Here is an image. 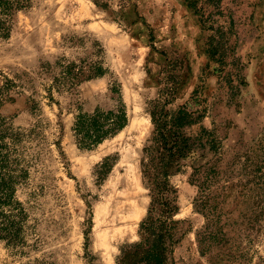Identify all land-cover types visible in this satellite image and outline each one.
<instances>
[{"label": "rangeland", "instance_id": "1", "mask_svg": "<svg viewBox=\"0 0 264 264\" xmlns=\"http://www.w3.org/2000/svg\"><path fill=\"white\" fill-rule=\"evenodd\" d=\"M99 1L107 7L92 0H31L11 35L0 38V122L23 134L19 159L28 172L16 192L27 212L24 243L0 239V264H116L120 248L137 240L149 204L140 171L153 132L147 103L158 95L167 58L175 56H186L191 72L169 108L198 89L207 108L203 124L222 139L219 154L209 155L212 165L218 160V211L230 214L237 234L249 226L246 218L264 215V0L220 2V24L232 28L226 71L238 74L235 89L210 62L205 50L211 32L202 29L187 0ZM96 61L103 76L63 85L62 66L87 68ZM117 84L128 126L94 150H80L76 116L112 108ZM107 157H116V166L98 183L96 167ZM192 172L186 168L172 179L179 190L177 219L188 229L175 260L212 264L196 240L205 218L195 206L200 192L190 182ZM261 218L253 224L259 235L243 243L250 264H264Z\"/></svg>", "mask_w": 264, "mask_h": 264}, {"label": "trees", "instance_id": "2", "mask_svg": "<svg viewBox=\"0 0 264 264\" xmlns=\"http://www.w3.org/2000/svg\"><path fill=\"white\" fill-rule=\"evenodd\" d=\"M92 1L97 7H107V4L99 0ZM220 2L221 0H187V5L198 17L202 29L211 32L205 52L210 62L216 64L215 71L219 72L225 85L235 89L238 74L226 71L233 57V54H229L232 28L225 30L220 24V19L224 16ZM31 4V0H0V38L11 35L17 14L30 8ZM61 70L62 83H68L70 88L105 74L99 61L87 68L71 63L62 66ZM190 72L186 56L167 58V64L158 79V95L147 103L153 132L143 148L140 171L149 204L139 223L137 240L120 248L116 264H176V247L188 233V229L183 221L177 219L180 211L179 190L172 179L186 168L193 170L189 179L199 187L200 192L195 206L205 218V224L196 234L201 255L212 264L251 263L243 243L252 235H259L261 229L254 226L264 215L246 218L249 226L237 234L236 222H231L230 214L218 211V160L212 165L213 159H209V155L219 154L222 139L217 135L216 129H208L203 124L207 108L201 103L198 89L184 104L175 109L169 108L177 98L183 78ZM111 93L115 102L112 108L98 107L92 113L76 116L73 132L80 150H94L128 126L129 113L121 86L117 84L111 88ZM22 138V133L13 131L0 122V239L21 245L25 239L27 212L23 203L17 199L16 192L28 173L19 159L18 145ZM7 139L10 141L7 142ZM116 163V157L103 159L95 170L96 182H104ZM87 225L85 236L89 241L88 236L93 226L91 219Z\"/></svg>", "mask_w": 264, "mask_h": 264}]
</instances>
